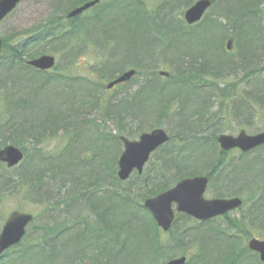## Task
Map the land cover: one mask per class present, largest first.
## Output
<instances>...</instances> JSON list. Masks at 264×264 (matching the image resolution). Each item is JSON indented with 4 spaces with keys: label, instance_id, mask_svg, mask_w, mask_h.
Here are the masks:
<instances>
[{
    "label": "rangeland",
    "instance_id": "1",
    "mask_svg": "<svg viewBox=\"0 0 264 264\" xmlns=\"http://www.w3.org/2000/svg\"><path fill=\"white\" fill-rule=\"evenodd\" d=\"M52 1L23 0L1 24L2 37L17 35V32L23 33L44 23L51 15ZM69 1L64 0L67 4ZM196 1L101 0V5L74 21L82 22L92 17L102 22L109 20L108 34H104L108 35V43L100 47L90 44L87 51H83L79 43L74 45V50L68 47L59 51L51 45L38 48V51L43 49L45 53L53 54L57 61L50 73L30 72L27 77L32 78L36 86L27 79L24 81L26 87L34 88L40 97H35L25 86L22 90L23 84L16 77L17 68L11 71L0 64L2 82L16 84L12 92L15 100L9 110L0 112V147L11 141H21V147L29 152L22 163L11 169L0 164V185L2 177L17 183L13 189L7 187L0 192V232L14 210L35 216L22 243L7 251L4 264H45L49 256L52 264H165L182 254L189 256V264H220L216 262V249L228 243L220 235L227 230V220L223 218L202 226L193 218L178 216L170 231L158 230L161 235L156 246L147 242L153 245L151 252H156L149 262V257L132 258L147 255V251L140 249L143 242L135 237L136 234L139 237L141 234L143 241L146 235H150L148 240L152 241L153 232L157 234L150 224L143 230L140 228L150 221L149 212L141 206L144 198L150 194L153 197L193 174H213L205 193L207 198L238 196L244 199V207L230 214L231 220H237L246 229V233L238 234L235 249L246 259L243 264H257V255L246 245L251 235L264 240V145L242 156L236 150L222 153L214 140L220 134L236 136L242 129L248 135L264 131V102L258 105L259 94L264 100V0H214L198 23L189 26L184 20L185 11ZM136 19L138 22L135 23ZM64 24L69 29L72 21H64ZM122 27L126 36L119 31ZM136 27L138 32L133 30ZM137 33L141 35L140 44L133 46L136 41L133 34ZM229 38L234 40L231 51L225 43ZM107 45L112 51L110 58ZM36 47H29V53ZM131 47L135 49L130 50ZM251 52L255 53H252L253 59ZM68 59L71 64L75 61L66 70L71 76H86L101 83L100 91L91 96L85 94V99L79 85L73 90L63 89L62 96L55 97L58 98L56 101L52 97L50 111L66 112L71 102L73 109L69 112L84 116L69 126L78 128V135L68 139L74 133L67 136L60 130L51 137L45 136L46 133L43 140L35 143L36 139L31 140L27 133H14L9 124L14 120L11 115L16 113L13 104L20 97L26 98V94L31 95V100L38 101L45 94L52 95L55 89L60 91L63 86L52 83L43 94L42 88L37 87L38 81L33 79H41L42 74L62 72ZM106 60L114 64L112 75L108 73L111 69L103 70ZM131 68L137 70L136 77L111 91L105 89L108 82ZM161 70L173 76L169 79L159 77ZM152 82L158 88H146ZM150 91L155 92L153 97ZM156 91H163L164 98L167 94L172 95L165 98L170 104L168 114L163 103L160 106L157 100L162 94L159 96ZM7 93L1 84L0 96L9 100L11 96ZM84 100H89L93 106H82ZM237 101L240 102L238 107ZM209 105H213L212 111ZM25 109L26 106L21 115L15 116V121L23 125L29 118ZM38 109L46 117L44 107ZM196 110L203 112L197 116ZM190 120L194 123L200 120L201 124L191 125ZM86 121H89L88 127L84 128ZM184 124L190 128L182 131ZM155 128L164 129L171 140L151 154L143 174L134 172L127 181L105 175V169L117 167L123 151V145L116 141L119 135L137 140L142 132ZM101 134L104 137H100ZM38 151L42 158L36 156ZM50 163L60 170L56 177L52 176ZM36 169L40 170L37 175L44 176V183L28 192L30 178H24V182L19 180L23 174L28 175ZM68 171H74L76 176L67 179L65 184L63 179ZM95 174L99 175L100 181L95 179ZM37 181L41 182L40 178ZM38 182L31 186H38ZM122 190L128 193L131 203L115 210L112 205L119 206V202L114 193ZM93 197L100 202L91 201ZM117 211L122 216L115 218ZM118 235L120 242H127L129 246L122 248L120 256L115 253L119 250L114 241ZM82 252L86 257L81 263ZM229 260L233 262V256Z\"/></svg>",
    "mask_w": 264,
    "mask_h": 264
},
{
    "label": "trees",
    "instance_id": "2",
    "mask_svg": "<svg viewBox=\"0 0 264 264\" xmlns=\"http://www.w3.org/2000/svg\"><path fill=\"white\" fill-rule=\"evenodd\" d=\"M66 1V0H65ZM90 0H70L69 1V6L67 7V3L64 2V0H53L52 1V12L51 15L49 16V19L46 20L44 23H40L37 26H34L33 28H30L28 31L26 32H21L18 33L17 35H12V34H8L6 36L3 37V41H4V55L0 57V64H4L7 68V70H11V71H15L14 69L17 68L16 71V77L18 78L17 81H20L22 85V90L26 87V84L24 81L29 80L30 83L33 86H36L35 83H32V78H28L27 76H30L31 73L33 72L34 74H37L36 71L32 70L30 67H27L25 65L24 62V56L27 58H34L36 56H40V54L45 53V47L46 46H52L53 48H55L56 50H63L64 49H68V47H70L71 49H76V47H74L75 44H80V48L83 49V51H87L88 50V45L92 44V47L94 45L97 46H104V44L108 43V35H104V34H108L107 32V28L109 27L108 25L111 24L109 20L103 21V22H99L98 24L96 23V20L94 17L87 19V20H82V22H80L79 20L74 21L75 19H72V24L69 27V29H67V27H62V22L64 21V12H67L68 9H72L78 6H81L82 3L87 2ZM64 2V3H63ZM74 2V3H73ZM71 3V4H70ZM110 6L107 5L106 7L108 8ZM118 6V4H117ZM70 7V8H69ZM110 9H108L109 11ZM81 19V18H80ZM70 21V22H71ZM138 22V19H136L135 23ZM126 30H127V25H126ZM134 32L137 31V27L136 29H133ZM122 34L126 36L125 34V29L124 27H122V29L119 30ZM138 32V31H137ZM27 34V35H26ZM97 35H100L101 38L96 37ZM101 35H104V37H102ZM184 35V34H183ZM133 38L136 40L134 41L135 43L133 44V46H137L138 44H140V40H141V35L137 33L133 34ZM35 47L34 52H30L28 51L29 47ZM95 47V46H94ZM107 47L108 50H110L111 48H109L110 46L107 45L105 46ZM38 48H43L40 49L39 51L37 50ZM133 50L135 48H130V50ZM34 53V54H33ZM85 53V52H84ZM254 52H251L250 54H252ZM255 54V53H254ZM254 54H252L251 59L254 58ZM36 55V56H34ZM193 55V54H192ZM112 56V51L110 50V55L109 58ZM111 61V60H110ZM71 61L66 60V63L63 65V69L62 72L61 71H57L54 73H51V75H46V74H42V78L41 79H33L36 81H38L37 87H39L41 89V93L45 94L46 93V88H48V86L52 83H56V84H61V86H63V88H60V91L58 90V92L56 91V89L52 92V95H48L45 94V96H43V99H39L38 101H35V99L31 100V95L28 96V94H26V98L20 97L15 104H13V106L16 109V113L11 115L13 120V123H11L12 125H10V128H12V131L14 133L17 134H23V133H27L28 137L33 140L36 139L35 143H37L39 140H43L45 136H52V135H57L58 132L60 130H64L65 134H69V133H74L72 134V136H68V139L70 137L76 136L78 135V128L73 127V128H69L70 125L73 126L72 122H75L76 120L82 119L84 118V116H77L72 114L71 111L73 109V104L70 102V105L67 106L66 112L62 111L61 114H59L58 112H54L50 111V108H52L53 103H51L52 97L55 99V101L58 98L55 97H61L63 94V89L68 90L69 88L71 90L74 89L75 86L79 85L78 88L80 89V91L83 93L84 96L83 99H85V94H89L90 96L94 93H96V91H100V88H98V86H100L101 83L98 82H94L92 80H90L88 77L84 76H78V75H74L71 76L69 73L66 72L67 68H71L72 64L70 63ZM112 62V61H111ZM105 62L104 64V69L103 70H107V69H111L108 73L111 74L112 73V67H113V62ZM93 70V67L91 68ZM39 73V72H38ZM13 74V73H12ZM14 75V74H13ZM112 75V74H111ZM24 82V83H23ZM10 83H13L14 85H10ZM1 84L3 85V87L5 89L8 90V95L11 96V99L7 100L5 97L0 96V112L2 110H9V105H11V103L15 100L13 99L14 96H12V92L14 90V88L16 87V84L12 81H8L6 82H2V77L0 76V86ZM99 84V85H98ZM19 85V84H17ZM25 86V87H24ZM150 85H146V88H148ZM27 88V87H26ZM34 88H27V90L30 92L31 94H33L35 97H40V95H36V94H40L35 92V90L33 91ZM28 92V93H29ZM156 93L161 96V91H156ZM264 95V93H262ZM259 100H258V105L262 104L264 102L262 95L259 94ZM98 96V95H97ZM135 101V100H134ZM4 103V104H3ZM48 103H51L48 105ZM161 103V102H160ZM82 106L89 107V106H93V104L89 103V100H84L83 102H81ZM27 107L26 112L29 113V118L27 121V124H22V122L20 123L19 121H15L16 117L18 114L21 115V110L23 109V107ZM39 108L42 109V107H44V109L47 111L46 112V117L42 116V111H40ZM81 109H79L80 111ZM20 111V112H19ZM88 111V110H86ZM86 111L84 112V114H86ZM78 112V111H77ZM33 117H32V116ZM89 121H86V126H84V128L88 127L87 123ZM84 125V124H83ZM96 125V124H95ZM67 126V129H65V127ZM187 127V125H185ZM186 127H182V131H184V129ZM64 134V135H65ZM11 143L16 144V145H22L21 141H11ZM10 143V144H11ZM36 156L38 158H42V154L40 151H38L36 153ZM51 164V163H50ZM51 172H52V176H57V173L60 172L59 169H55L54 166L51 164ZM50 168V169H51ZM88 169H92V168H88ZM116 170L117 167H111L108 169H105L106 171V176L107 177H116ZM37 172H40V170L36 169L34 170V172H31L27 175L23 174L21 177V179L19 180L20 182H24V178L29 177L30 178V186L28 189V192H32L35 190V188L41 186L44 181L42 180L44 178V176L42 175H37ZM46 174V170L44 172ZM66 174V178H64V182L65 184L67 183V179H73V175L76 176V173L74 171H68ZM8 178V177H7ZM40 178L41 182H38L37 179ZM95 179L98 181H100L99 179V175L95 174ZM76 180L80 182L79 177H76ZM34 182H38L39 185L31 186L32 183ZM1 183L2 186L0 185V192H2L3 189H6L7 187H10L11 189H13V187L15 185H17L16 181L11 182V180L9 179H4L3 177L1 178ZM25 183H29V182H25ZM20 186V185H19ZM82 187H84V184L82 183ZM43 189L40 190V192ZM114 196L116 198V200H118L119 205L122 207L127 206L131 203V199L128 197V193L125 192L124 190L119 191V192H115ZM76 199V198H75ZM118 207V206H117ZM119 209V208H117ZM116 209V210H117ZM118 212V211H117ZM120 215H118L117 217H119ZM57 230L60 231V226L56 227ZM87 252V251H86ZM26 256V255H25ZM82 259H81V263L84 262L86 255H84V253H81ZM52 257L49 256V258L47 260H45V264H52ZM122 264V263H121Z\"/></svg>",
    "mask_w": 264,
    "mask_h": 264
},
{
    "label": "water",
    "instance_id": "3",
    "mask_svg": "<svg viewBox=\"0 0 264 264\" xmlns=\"http://www.w3.org/2000/svg\"><path fill=\"white\" fill-rule=\"evenodd\" d=\"M21 0H0V22L5 16L12 12L16 5ZM98 0L86 3L81 8L75 9L70 12L68 17L81 14L82 11L94 6ZM211 6V1L200 0L196 4L190 7L186 12L185 19L190 23L199 21L205 10ZM233 42L228 41V48L231 49ZM2 47V41L0 38V51ZM1 53V52H0ZM31 65L38 69H50L54 64L53 56H40L38 59L29 61ZM135 74L134 70L128 71L123 74L116 81L110 83L108 88H112L117 83L128 81ZM169 139L164 130H154L152 134H145L141 136L139 142L128 141L122 137L124 145H126L125 152L121 155L119 162L120 171L118 173L119 178L126 179L134 168H137L139 172H142L143 164L149 158L150 152L156 147L163 144V142ZM221 146L225 150H229L233 147H240L243 151H250L251 148L264 143V132L254 136H247L242 132L239 137L233 138L231 136H221ZM23 153L11 146L6 147L0 151V161L7 162L9 166L17 164L21 161ZM207 178L197 177L195 179H186L176 185L174 189H171L165 194L155 197V199L147 200L145 206L152 210L154 217L164 226L165 229L169 226L173 220V211L171 202H178V209L189 213L197 218L209 219L211 216L220 215L235 209L240 206L241 201L238 198L231 200H209L206 201L202 194L207 187ZM33 219L31 214H23L18 211H14L10 218L4 225V230L0 235V253H2L10 245L18 243L26 232L27 224ZM250 248L260 251L261 258L264 261V242L253 240L250 242ZM185 258H179V260L169 261L168 264H184Z\"/></svg>",
    "mask_w": 264,
    "mask_h": 264
}]
</instances>
